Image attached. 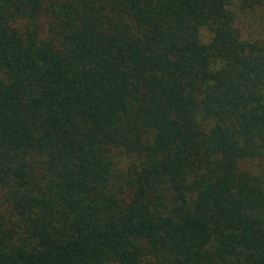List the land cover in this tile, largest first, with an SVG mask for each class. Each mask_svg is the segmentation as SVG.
<instances>
[{"label": "trees", "instance_id": "trees-1", "mask_svg": "<svg viewBox=\"0 0 264 264\" xmlns=\"http://www.w3.org/2000/svg\"><path fill=\"white\" fill-rule=\"evenodd\" d=\"M0 264H264V0H0Z\"/></svg>", "mask_w": 264, "mask_h": 264}]
</instances>
